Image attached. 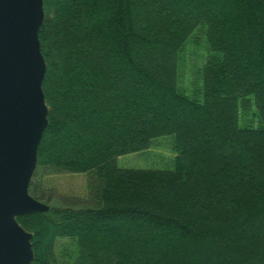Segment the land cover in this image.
<instances>
[{
    "label": "trees",
    "instance_id": "obj_1",
    "mask_svg": "<svg viewBox=\"0 0 264 264\" xmlns=\"http://www.w3.org/2000/svg\"><path fill=\"white\" fill-rule=\"evenodd\" d=\"M38 31L48 124L41 177L86 172L87 195L17 217L28 264H264V0H43ZM201 30V98L178 89L177 61ZM200 91V89H199ZM257 126L240 125L252 105ZM172 135L171 169L119 155ZM44 200V201H46Z\"/></svg>",
    "mask_w": 264,
    "mask_h": 264
},
{
    "label": "water",
    "instance_id": "obj_2",
    "mask_svg": "<svg viewBox=\"0 0 264 264\" xmlns=\"http://www.w3.org/2000/svg\"><path fill=\"white\" fill-rule=\"evenodd\" d=\"M43 20V0H0V264L32 261V233L17 217L50 208L29 192L48 124Z\"/></svg>",
    "mask_w": 264,
    "mask_h": 264
},
{
    "label": "rangeland",
    "instance_id": "obj_3",
    "mask_svg": "<svg viewBox=\"0 0 264 264\" xmlns=\"http://www.w3.org/2000/svg\"><path fill=\"white\" fill-rule=\"evenodd\" d=\"M208 54L207 45L201 30H195L185 41L178 53L177 80L178 89L187 95H198L201 98V69ZM200 89V91H199ZM252 105L247 115L239 117L240 125L257 126L258 118L253 115L255 107ZM177 150L172 135H161L152 139L146 149L125 153L117 156L116 164L125 168H154L171 169L174 167V158ZM44 195L51 199L42 201L50 205H63L76 198L75 203L83 201L87 195L86 172H52L41 177ZM46 200V201H44ZM56 251L61 264H66L74 255V243L68 238L57 240Z\"/></svg>",
    "mask_w": 264,
    "mask_h": 264
}]
</instances>
